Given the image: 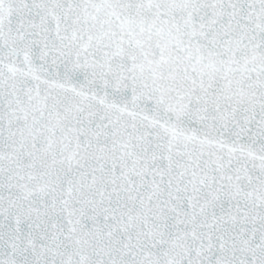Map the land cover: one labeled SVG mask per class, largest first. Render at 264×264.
I'll use <instances>...</instances> for the list:
<instances>
[{"label": "snow or ice", "instance_id": "6c2138e0", "mask_svg": "<svg viewBox=\"0 0 264 264\" xmlns=\"http://www.w3.org/2000/svg\"><path fill=\"white\" fill-rule=\"evenodd\" d=\"M0 264H264V0H0Z\"/></svg>", "mask_w": 264, "mask_h": 264}]
</instances>
